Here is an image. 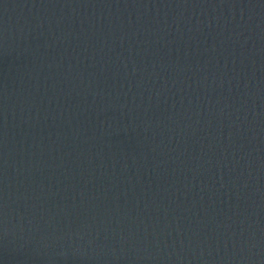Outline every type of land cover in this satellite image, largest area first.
<instances>
[{
    "label": "water",
    "instance_id": "water-1",
    "mask_svg": "<svg viewBox=\"0 0 264 264\" xmlns=\"http://www.w3.org/2000/svg\"><path fill=\"white\" fill-rule=\"evenodd\" d=\"M0 264H264V0H0Z\"/></svg>",
    "mask_w": 264,
    "mask_h": 264
}]
</instances>
